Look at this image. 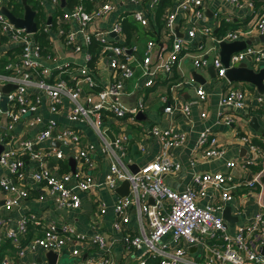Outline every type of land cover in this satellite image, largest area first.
Returning <instances> with one entry per match:
<instances>
[{"label": "crops", "instance_id": "obj_1", "mask_svg": "<svg viewBox=\"0 0 264 264\" xmlns=\"http://www.w3.org/2000/svg\"><path fill=\"white\" fill-rule=\"evenodd\" d=\"M19 1L22 3V0ZM251 1L254 6L252 10L248 6L238 7L228 0H205V24L210 26L212 31L210 34H198L196 38H190L188 35L190 15L183 10L177 14L174 32L165 33V20L168 14L175 9L177 0H115V10L110 12L105 19L90 23L84 31L74 18L62 19L63 14L67 12L64 10V7L68 8L67 0H38L37 8L41 10L39 13L27 0L37 13L36 22L38 15L43 14L39 16L41 22H37V31L31 33L33 38L35 39V34L44 22L52 23L53 26L48 31L47 53H42L39 58L40 64L48 70L43 76L44 79L53 83L57 79L63 78L69 84L75 85L80 76L79 68L86 67L96 80L94 87L81 82L83 91L80 101L86 108H91L99 101L101 90L109 88L116 82V72L109 65L113 53L97 40L91 44L88 43L87 35L90 33L89 36L92 38L95 37L96 32H104L110 42H118L126 48L128 56L131 57L129 63L133 75L123 81V94L121 95L126 96V107L118 100L117 102L129 112L133 109H137L138 112L134 122H129L125 130L128 139L125 142V149L121 153V160L126 163L129 171H138L163 152V141L160 137L152 134L150 131L152 126L184 132L183 144L169 150L171 158L181 164V169L164 175V183L175 191H184L194 185L193 176L195 173L217 171L230 173L234 177L233 200H222L221 191L215 189L210 199V202L218 208L220 215L227 218L225 221L228 224L229 233H234L237 227L248 224L259 210L256 198L246 194L247 188L244 184L247 179H251L254 174L256 176L259 172L261 181L264 183V132H259L250 125V122L256 118L258 124L264 128V96L252 83L231 82L226 76L219 77L216 68L211 66H213V59L217 56L220 57L218 38L230 31L253 28L251 35L239 40H249L247 47H253L256 50L264 49V31L256 27L258 21L264 18V0ZM8 2L9 0H4L0 9L2 6H7L14 13L13 4ZM23 8L22 15L14 14L23 17L25 14L24 5ZM60 8L64 10L63 14L58 13ZM68 10L72 9L68 8ZM139 10L146 13L149 25L144 26L134 18V13ZM49 17H51L50 21ZM120 19L123 26L124 23L126 24L123 33L120 35L115 33L116 35L112 36L111 29L114 23ZM129 24L134 28L128 27ZM70 31L75 33L76 41L82 47L80 51H75L73 46L67 44L64 33ZM175 38H180L184 42L180 58L172 66L171 71L156 70V65L169 57ZM151 41L155 45L152 52L149 53L151 62L148 67L154 70L155 74L151 77L153 84L147 86L148 76L145 74L144 59L147 56L148 43ZM15 46L21 45L11 38L10 32L7 35L0 34V61L7 56V50L14 49ZM201 56L208 60V65L196 67L194 61ZM247 61L249 66L254 68L256 65L253 63L254 61L251 59H247ZM9 63L14 66L18 64L14 61L4 63L3 66H0V74L5 73V67ZM262 64L264 63H260V65ZM198 77L203 81L199 82ZM200 85H203L208 92L205 101H198L196 88ZM231 86L245 91L247 99L243 108L236 109L233 106L221 104L223 93ZM27 94L33 102L36 95L41 97L39 115L42 121L40 123L36 122V125L30 126L31 115H28L17 123L14 130L7 131L4 129L7 121L6 115L0 114V143L5 146L1 155L10 148L9 150L14 152L11 159L22 157L26 161V177L21 181L17 180V176L0 163V180L13 179L29 193L28 196L21 198L19 204L11 210H7L3 205L5 200L12 195L0 189V220H5L4 225L0 224V250L3 253L0 263L8 261L9 264L38 262L48 264L47 253L50 250L38 247L29 251L27 245L42 237L50 223H55L60 226L70 224L73 228V232L70 234L72 240L66 246L55 250L58 253L56 264H85L87 260L95 257L97 259L109 258L114 264H139L142 252L130 245L128 239L140 234L143 229L148 230L146 218H141L136 210H130V221L124 224L121 229H115V204L122 197L115 189L121 183L116 188H110L106 184L109 165L113 158L111 154L103 152L100 136L103 135L112 141L108 133L110 132L116 138L119 132L116 127V117L108 111H102L101 124L97 128L95 117H93L94 123L85 118L69 119L68 115L73 109L74 103L67 97H63L56 104L55 111H52L50 97L44 90L32 86L28 88ZM174 102L180 105L189 104V113L171 114L166 112L165 106ZM6 109L7 104L3 110ZM203 112L206 113V116L202 117ZM226 116L229 120L226 119ZM50 119H55L59 124L51 137L36 143L30 151L24 150L21 142L34 139L46 127ZM33 120H35L34 115L31 118V121ZM65 129H71L80 135L81 146H88L90 143L96 146L90 168L84 169L77 160L76 151L61 143L59 134ZM205 130L213 132L219 147L225 151L223 156L210 160H204L201 157L202 152L198 148V140L200 134ZM251 145H256L259 151L253 152L250 149ZM58 148L64 151V157L56 156ZM71 159L75 162L74 170L71 166ZM254 160L255 164L250 166L248 162H254ZM230 161L235 162L236 166L229 167L228 162ZM45 167L57 176L67 172L86 170L88 174L95 177L96 183L90 190L80 192L81 206L79 208H61L57 204L56 193L51 191L45 183L36 182L33 178L35 171ZM198 201L200 204H204L207 199L198 198ZM103 203L107 206L105 213L101 212ZM23 219L27 221V230L21 233L18 226ZM9 231L19 233V243L15 244L11 241L8 236ZM96 234L104 236L106 240L104 248L93 243L92 240ZM164 241L171 248L186 246L184 241L172 242L171 236L165 237ZM76 248L81 251V256L72 255V251ZM190 251L196 252V254L202 253V249L199 251L197 248L190 249ZM196 254L191 256L202 262L204 259H198Z\"/></svg>", "mask_w": 264, "mask_h": 264}, {"label": "built area", "instance_id": "obj_2", "mask_svg": "<svg viewBox=\"0 0 264 264\" xmlns=\"http://www.w3.org/2000/svg\"><path fill=\"white\" fill-rule=\"evenodd\" d=\"M157 1V0H155ZM238 7L248 6L251 10L254 8L251 0H228ZM4 0H0V7ZM116 8L115 0H100L99 4L93 10H86L81 5L76 6L70 13H65L62 19L67 20L74 18L81 25L84 31L90 23L95 20L105 19L108 14ZM189 13L190 29L188 35L190 38H196L198 34H210L212 28L205 24V0H177L175 9L172 10L164 23L166 34L174 32V25L179 11ZM134 18L142 25H149L146 13L142 10L134 13ZM45 28L49 31L51 24ZM261 31H264V18L256 24ZM253 28L246 30H234L227 32L223 37L218 38V42L239 40L242 37L252 34ZM11 33V38L20 43L23 47L21 61L14 66L9 63L5 73L0 74V114L6 115L5 128L12 131L16 128L17 123L24 117L30 116L29 125L34 126L36 122L42 121L39 115V106L41 97L36 95L33 102L28 97V88L36 86L44 90L51 100V110L55 111L56 104L63 97L69 98L74 107L69 113L70 120H80L82 118L93 121L99 128L101 124V112L108 111L116 117V127L118 134L114 141H110L103 135L101 142L103 152L111 154L113 160L109 165L106 184L110 188H116L122 181L130 182V192L128 195L120 197L115 204L116 218L114 228L121 229L124 224L130 221V210H136L141 218H146L147 231L145 229L138 235L130 237L128 242L136 250L142 252L139 264H264V254L261 253V247L264 246V183L261 181L260 172L251 179H247L244 186L247 193L255 197L259 205V210L254 218L246 225L236 228L234 233H229L228 224L224 217L218 212V208L210 202L212 193L215 190L221 191V198L224 201L233 200L232 185L234 177L230 173L205 172L195 173L193 176V186L184 191H175L168 187L163 180V176L181 169V164L171 158L169 150L178 147L185 140V133L173 129H162L158 126H152L151 132L163 141V152L155 160L146 164L137 172L129 171L126 163L121 160V153L125 149V142L128 137L125 132L129 122H134L137 109L129 112L125 107L117 102L119 96L123 94V81L133 75L132 67L129 63L131 57L128 56L126 48L120 43H112L106 37L104 32H96L95 38L99 39L103 46L113 53L110 60V67L116 72V82L105 90L99 92V101L91 108H86L80 101L82 94L81 82L88 84L90 87L96 85V80L86 67L79 68L80 76L77 78L75 85L69 84L65 79L59 78L50 83L44 79V74L48 70L39 62L42 55V49L37 44L31 33H27L23 28H16L2 13L0 9V34L7 35ZM120 35L123 33L121 19L114 23L111 32ZM64 33V32H62ZM109 33V32H108ZM109 33V34H110ZM90 33L87 35V42H91ZM67 44L73 46L75 51H80L82 47L76 41L73 31L64 33ZM155 43H148L147 56L144 59L146 66L145 74L148 76L147 86L153 84L151 78L155 71L149 69L151 62L150 52H152ZM184 49V42L180 38H175L172 43V50L169 57L156 65V70L171 71L172 66L180 58ZM251 58L255 64L264 62V49L256 50L253 47H247L242 51L234 53L230 57V66L237 62L247 61ZM196 67L208 65V60L203 56L195 61ZM217 70L219 77H224L226 67L219 56L212 61ZM6 84H15L17 88L6 94L8 98L7 109L4 111L1 102L4 95L2 86ZM198 101H205L208 92L203 85L196 88ZM115 98V100H114ZM246 93L243 89L229 87L223 93L221 104L223 106H233L236 109L243 108L246 104ZM165 111L171 114L182 112L188 114L190 111L189 104L180 105L176 102L169 103L165 106ZM35 120L31 121L32 116ZM206 113H202V117ZM226 119L229 120L228 116ZM59 126L55 119H50L46 127L41 130L34 139H28L21 142L24 150H32L36 143L43 142L51 137L54 129ZM1 132V131H0ZM59 139L63 145L76 151V157L82 167L90 168L93 163L96 146L90 143L88 146H81V137L71 129H65L59 134ZM247 141L246 139H244ZM198 148L201 150V157L204 160L219 158L225 154V151L219 147L217 138L211 130L203 131L198 140ZM10 149V148H9ZM5 150L0 157V163L6 166L12 174L17 176L21 181L26 177L25 159H11L14 152ZM253 152H258L256 145H251ZM58 158L64 157V151L61 148L56 149ZM250 166L255 164V160L248 162ZM229 167L236 166L233 161L228 162ZM245 166V165H244ZM36 182L45 183L51 191L56 193V201L59 207L66 209H77L81 206L80 192L90 190L96 183L95 177L88 174L87 171L67 172L61 176L53 174L49 168H41L33 173ZM0 189L9 192L12 196L5 200L4 209L11 210L19 204L21 198L28 196V190L21 184H17L13 179L0 180ZM151 198L153 202H151ZM198 198L207 199L206 203L200 204ZM107 206L102 204L101 212L105 213ZM5 220L1 219L0 224L4 225ZM18 230L21 233L27 230V221L25 219L19 222ZM73 228L70 224L60 226L50 223L45 229L44 235L37 238L27 245L29 251L36 248L44 250H56L66 246L72 240L70 234ZM8 236L15 244L19 243V233L9 231ZM80 236V235H78ZM171 236L172 242L179 243L184 241L185 247L171 248L164 241L165 237ZM84 238V236H82ZM1 240V236H0ZM93 243L100 248L106 246L104 236L96 234ZM197 246L202 253L190 251L191 246ZM201 248V249H200ZM196 254L198 259L203 258L200 262L191 255ZM72 255L81 256L79 249H74ZM0 264H9L4 261ZM34 264H43L42 262ZM85 264H114L109 258H90Z\"/></svg>", "mask_w": 264, "mask_h": 264}, {"label": "water", "instance_id": "obj_3", "mask_svg": "<svg viewBox=\"0 0 264 264\" xmlns=\"http://www.w3.org/2000/svg\"><path fill=\"white\" fill-rule=\"evenodd\" d=\"M22 4L25 7V14L23 17H18L16 16L12 11L9 10L7 6H2L1 11L3 14L7 16L9 21L16 27V28H23L27 33H35L38 29L37 22L35 21V16H36V11L28 4L27 0H22ZM64 10L67 11V13H72L71 11L68 10V8L64 7ZM49 21L51 17L48 18ZM112 36L116 35L115 32H112ZM248 41L249 40H236L233 42H227V41H222L220 42V58L225 65L226 69V74L225 76L227 79L231 82H249L254 84L259 93L264 96V64H256L253 67H250L248 64V61H241L237 62L234 65L230 66V57L236 53L239 52L248 46ZM249 58L248 60H250ZM264 63V62H263ZM257 65H259L257 67ZM214 68V66H211ZM199 82H202L199 77L197 79ZM16 88V85L13 84H7L4 85L1 89L2 91L6 94L10 92L12 89ZM3 95L1 105L5 109L6 104H7V96ZM126 96L121 95L118 98V101L121 102L125 107H126ZM128 107V106H127ZM140 116V112L138 113ZM250 125L257 131L259 132H264V128H262L259 124L256 118H254L251 122ZM112 139V141L115 139V137L112 135V133L108 132ZM5 149V146L0 143V155L1 152ZM71 166L72 169L74 170L75 168V162L73 159H71ZM132 172H137L136 170H132ZM116 192H118L121 196L128 195L130 192V182L128 180H124L121 182V184L115 189ZM153 202V199L151 198L150 200ZM229 208V207H227ZM225 213V212H224ZM225 216V214H224ZM226 220L227 218L224 217ZM227 221V220H226ZM228 221L229 218H228ZM197 246H192L190 249L195 250ZM261 253L264 254V246L261 247ZM47 256L49 257V262L48 264H56L58 261V253L55 250H50L47 253Z\"/></svg>", "mask_w": 264, "mask_h": 264}, {"label": "trees", "instance_id": "obj_4", "mask_svg": "<svg viewBox=\"0 0 264 264\" xmlns=\"http://www.w3.org/2000/svg\"><path fill=\"white\" fill-rule=\"evenodd\" d=\"M99 1L100 0H67V4H68V8H70L72 10L76 6L81 5L84 9L90 11V10H93L96 7V5L99 4ZM166 1H168V0H166ZM28 2L30 4H32V7L34 9L38 10V13L41 12L40 8H37L38 0H28ZM8 3L13 4L14 13L16 15L20 16L23 14L24 8H23L22 3H20L19 0H9ZM94 5H95V7H94ZM40 7L42 8V6H40ZM60 12L63 14L64 10L62 8H60L58 13H60ZM41 15H43V14L40 13L37 17L38 23L41 22L40 17H39ZM46 25H47V23L44 22V24L39 28L38 32L35 34V40H36L37 44L41 47L42 53H47L46 50L49 47V34H48V31L45 29L47 27ZM51 25H52V23H51ZM125 25L126 24L124 23L123 29L125 28ZM129 25H128V27L134 28L133 26H131V25L129 26ZM94 40H97L103 46V43L99 39L92 37L91 42H93ZM91 42H90V44H91ZM121 46H123V45H121ZM22 53H23V47L22 46H15L14 49H8L6 52L7 56H5V58H3L0 61V63H1L0 66H3L4 63L7 64L10 61H14V63H19L21 61L20 56H22ZM1 254H3L2 250H0V260H1V256H2Z\"/></svg>", "mask_w": 264, "mask_h": 264}]
</instances>
